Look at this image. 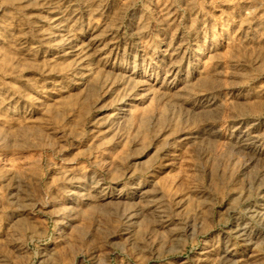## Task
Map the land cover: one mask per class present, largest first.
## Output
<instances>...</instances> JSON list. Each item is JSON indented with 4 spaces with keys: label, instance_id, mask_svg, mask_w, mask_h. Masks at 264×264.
Masks as SVG:
<instances>
[{
    "label": "rangeland",
    "instance_id": "obj_1",
    "mask_svg": "<svg viewBox=\"0 0 264 264\" xmlns=\"http://www.w3.org/2000/svg\"><path fill=\"white\" fill-rule=\"evenodd\" d=\"M0 264H264V0H0Z\"/></svg>",
    "mask_w": 264,
    "mask_h": 264
},
{
    "label": "bare ground",
    "instance_id": "obj_2",
    "mask_svg": "<svg viewBox=\"0 0 264 264\" xmlns=\"http://www.w3.org/2000/svg\"><path fill=\"white\" fill-rule=\"evenodd\" d=\"M55 21H58L57 19L55 20ZM60 34H61V36L62 37H66V35H67V31H66V29L64 28V29H61L60 30ZM60 34H59V37H60ZM68 35H69V33H68ZM67 39V38H66ZM60 41L62 42L63 40H61L60 39ZM66 41V40H65ZM64 43V42H63ZM65 44H66V42H65ZM102 48V47H101ZM70 49V48H69ZM100 49V48H99ZM74 50V49H73ZM98 51V50H97ZM163 51V50H162ZM199 51V50H198ZM70 52V51H69ZM165 52V51H164ZM99 53V52H98ZM162 53V52H161ZM195 53H198L197 51H195ZM71 54L72 55H75L76 54V51L75 52H71ZM81 54V53H80ZM84 60H85V58H80L79 60H78V62H77V64L78 65H80V66H82V63H84ZM171 65V64H170Z\"/></svg>",
    "mask_w": 264,
    "mask_h": 264
}]
</instances>
